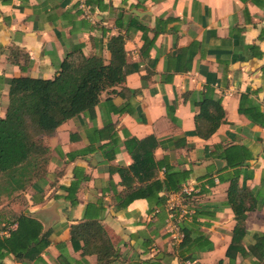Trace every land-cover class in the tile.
Segmentation results:
<instances>
[{
	"label": "crops",
	"instance_id": "0c3cea01",
	"mask_svg": "<svg viewBox=\"0 0 264 264\" xmlns=\"http://www.w3.org/2000/svg\"><path fill=\"white\" fill-rule=\"evenodd\" d=\"M141 29L147 41L157 33L147 50ZM118 35L124 82L41 137L48 153L40 181L0 183V236L14 229L6 226L12 215L28 213L49 232L44 264H96L69 242L71 225L95 219L117 251L111 264H264V0H0V119L9 79L50 80L69 53L106 64L107 41ZM180 49L186 53L175 72ZM12 51L26 55L22 70L9 63ZM205 86L220 98L224 123L201 140L185 95ZM147 137L155 142L146 147L150 162L188 172L181 188L192 190L193 213L179 223L177 243L164 230L166 204L148 213L145 200L123 206L120 198L163 179V168L146 172ZM230 146L232 161L242 162L233 168L219 158ZM129 166L136 174L121 177L117 170ZM233 179L250 193L244 206H253L241 224L225 203ZM72 183L74 206L62 190ZM165 197L180 204V190ZM2 263L33 264L9 254Z\"/></svg>",
	"mask_w": 264,
	"mask_h": 264
},
{
	"label": "trees",
	"instance_id": "16d2710c",
	"mask_svg": "<svg viewBox=\"0 0 264 264\" xmlns=\"http://www.w3.org/2000/svg\"><path fill=\"white\" fill-rule=\"evenodd\" d=\"M143 47L149 49L157 36L156 32L150 41L144 37L146 30L141 29ZM184 50L176 53V66L179 70ZM107 63L104 64L99 55L84 57L81 53H69L59 64L54 77L50 80L28 77L11 78L7 82V105L4 117L0 119V183L10 187L20 188L26 182L40 181L45 175L47 162V148L41 137L51 135L54 130L67 120L97 106L101 92L122 84L128 74L125 63L124 42L122 36L111 37L107 41ZM27 60L26 55L12 51L8 57L9 63L22 70L18 60ZM184 68V67H183ZM185 95L191 109H196L193 116V134L207 140L224 123V115L220 105V98L213 94L210 87H203L200 93ZM133 145L139 141L131 140ZM142 159L146 172L153 168H163L162 181L154 180L141 189H136L122 195V205L126 206L135 199H143L148 206V213H160L164 210L166 194L178 192L186 181L188 172L175 171L161 162L149 161L150 151L146 150L149 144L154 145L152 137L142 140ZM153 147V146H152ZM152 149V148H151ZM235 146L224 149L219 158L223 159L227 167L233 168L241 164L240 160L232 161L230 157ZM231 152H229V151ZM239 166V165H238ZM123 177L124 173L136 174L132 166L127 169H118ZM78 183L62 187L67 193L66 198L71 206L75 205V193ZM159 190L163 194L158 196ZM250 193L239 189L236 180H231L226 192L225 203L231 208L234 220L242 223L245 212L253 206H244L245 201H251ZM159 216V215H158ZM81 223L69 227V242L73 249L80 250L81 255H94L96 264H111L118 258L106 237L104 230L95 219H84ZM7 236H0V264L8 254L16 262H30L44 264L40 254L48 245L49 232L42 230L40 223L28 213L12 215L6 222ZM5 228H2V231ZM79 242L82 246H79ZM182 241L179 245L181 246ZM184 261V259H182ZM181 260V261H182ZM136 264H154L138 262Z\"/></svg>",
	"mask_w": 264,
	"mask_h": 264
},
{
	"label": "built area",
	"instance_id": "2783aa9c",
	"mask_svg": "<svg viewBox=\"0 0 264 264\" xmlns=\"http://www.w3.org/2000/svg\"><path fill=\"white\" fill-rule=\"evenodd\" d=\"M191 194V189H189L188 187H182L180 189L181 201L177 208L176 206L171 204V202L165 203L167 215L165 219L164 230L168 237H170V239L172 240V243L179 242L182 237L178 229L179 223L183 219L189 218L193 213Z\"/></svg>",
	"mask_w": 264,
	"mask_h": 264
}]
</instances>
